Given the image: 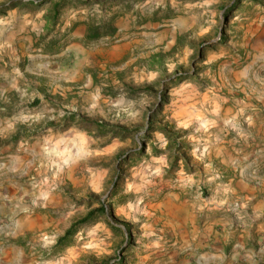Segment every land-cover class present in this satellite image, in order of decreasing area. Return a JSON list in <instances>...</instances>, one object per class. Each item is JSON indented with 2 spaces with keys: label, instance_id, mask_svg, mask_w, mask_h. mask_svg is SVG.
Listing matches in <instances>:
<instances>
[{
  "label": "rangeland",
  "instance_id": "obj_1",
  "mask_svg": "<svg viewBox=\"0 0 264 264\" xmlns=\"http://www.w3.org/2000/svg\"><path fill=\"white\" fill-rule=\"evenodd\" d=\"M215 153H264V0H0V264H205Z\"/></svg>",
  "mask_w": 264,
  "mask_h": 264
},
{
  "label": "crops",
  "instance_id": "obj_2",
  "mask_svg": "<svg viewBox=\"0 0 264 264\" xmlns=\"http://www.w3.org/2000/svg\"><path fill=\"white\" fill-rule=\"evenodd\" d=\"M215 156L220 167L213 169V175L218 179L213 184V196L205 203L213 210V225L209 232L198 234L208 241L205 246L210 248L205 264H240L243 260L248 261L246 264H264V153ZM232 205L249 217L251 212L252 222L241 220ZM234 222H238L236 227ZM256 249L259 260L255 257Z\"/></svg>",
  "mask_w": 264,
  "mask_h": 264
},
{
  "label": "trees",
  "instance_id": "obj_3",
  "mask_svg": "<svg viewBox=\"0 0 264 264\" xmlns=\"http://www.w3.org/2000/svg\"><path fill=\"white\" fill-rule=\"evenodd\" d=\"M99 28L100 27L92 29L91 33L89 34V38L96 39L99 36H101L102 33ZM72 118H74V116H72ZM97 124L101 129L102 127H104L103 124L101 123H97ZM109 214L115 217L113 209L112 208L109 209L105 204H102L100 207L96 209H91L84 217L74 221L70 225V227L64 232V234L58 238L57 245L62 247L67 245L68 241L75 234V232L79 228L85 226L87 223L95 219L97 215H109Z\"/></svg>",
  "mask_w": 264,
  "mask_h": 264
}]
</instances>
